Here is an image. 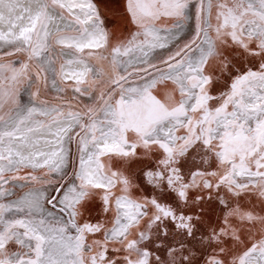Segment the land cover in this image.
Listing matches in <instances>:
<instances>
[{
	"label": "snow or ice",
	"instance_id": "snow-or-ice-1",
	"mask_svg": "<svg viewBox=\"0 0 264 264\" xmlns=\"http://www.w3.org/2000/svg\"><path fill=\"white\" fill-rule=\"evenodd\" d=\"M0 264H264V0H0Z\"/></svg>",
	"mask_w": 264,
	"mask_h": 264
},
{
	"label": "rangeland",
	"instance_id": "rangeland-1",
	"mask_svg": "<svg viewBox=\"0 0 264 264\" xmlns=\"http://www.w3.org/2000/svg\"><path fill=\"white\" fill-rule=\"evenodd\" d=\"M121 6H123L124 3H126V0H120Z\"/></svg>",
	"mask_w": 264,
	"mask_h": 264
}]
</instances>
